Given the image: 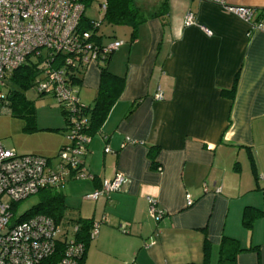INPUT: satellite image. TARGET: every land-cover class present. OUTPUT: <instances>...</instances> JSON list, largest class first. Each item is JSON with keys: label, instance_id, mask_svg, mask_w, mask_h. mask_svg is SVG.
<instances>
[{"label": "crops", "instance_id": "crops-1", "mask_svg": "<svg viewBox=\"0 0 264 264\" xmlns=\"http://www.w3.org/2000/svg\"><path fill=\"white\" fill-rule=\"evenodd\" d=\"M224 2L253 9L256 18L264 12V0ZM134 3L147 19L134 40L129 28L114 27L125 37L112 40L123 45L108 70L124 86L90 136L84 167L91 178L60 190L69 219L106 220L81 264H204L206 240L207 262L216 264L222 236L246 249L236 264H264V215L249 230L242 225L246 207L264 211V33L202 0ZM188 15L195 25H185ZM99 78L90 65L74 85L83 106L92 107ZM35 127L33 135L44 131L52 142L6 149L54 159L66 143L63 116ZM150 148L157 149L155 170ZM116 174L127 179L121 192L84 199ZM148 198L164 212L161 221L150 218Z\"/></svg>", "mask_w": 264, "mask_h": 264}, {"label": "built area", "instance_id": "built-area-1", "mask_svg": "<svg viewBox=\"0 0 264 264\" xmlns=\"http://www.w3.org/2000/svg\"><path fill=\"white\" fill-rule=\"evenodd\" d=\"M202 1L219 5L237 16L249 26L250 32L264 33V20L256 18L253 9L226 6L224 0ZM83 14L84 6L79 0H0V115H7L10 110L9 76L30 60L38 62L42 78L32 87L37 95L50 96L61 108L66 140L54 159L20 155L0 142V264H41L54 254L59 244L63 250L56 264H80L85 253L84 244L76 241L79 224L70 222L64 227L40 215L14 223L21 214L12 210L13 204L26 201L41 190L59 191L68 181L91 178L84 167L91 141L85 133L88 120L70 79L78 69L84 72L90 65L99 68L106 56L122 47L123 42L101 44L96 36L100 27L97 22L95 30H80ZM185 25H195L192 15L186 17ZM155 99L162 97L157 94ZM126 183L125 176L116 174L103 180L100 188L84 199L108 198L121 192ZM215 193L220 190L215 189ZM148 203L150 218L161 221L164 212L154 200L148 198ZM192 204V200L186 201V207ZM105 222L104 218L92 222L89 241L97 237ZM119 229L124 231V226Z\"/></svg>", "mask_w": 264, "mask_h": 264}, {"label": "trees", "instance_id": "trees-1", "mask_svg": "<svg viewBox=\"0 0 264 264\" xmlns=\"http://www.w3.org/2000/svg\"><path fill=\"white\" fill-rule=\"evenodd\" d=\"M95 0H79V2L85 7L89 6ZM102 5V21L111 27H127L130 29V40H134L138 27L146 21L145 15L136 7L134 0H100ZM259 18H264V12L257 15ZM94 22L84 18V14L80 20V30L91 31L95 30ZM99 39V38H98ZM113 54V53H112ZM107 55L104 64L99 66L100 78L99 86L97 90L96 98L92 107H84V115L88 120V127L85 130L87 135L92 136L97 132L103 122L105 121L110 109L118 100L123 86L124 78L116 77L112 75L108 70V63L111 55ZM85 72V71H84ZM82 70H77L75 74L71 75V84H79L84 75ZM40 67L38 62L30 60L29 63L23 64L17 70L12 72L8 78V86H10L7 97L10 102V110L7 115L12 117H18L25 120L26 125L24 130L28 132L37 131L35 127V115L33 108L24 96L25 90L31 88L34 83L41 79ZM38 97H44V95H38ZM47 97V96H46ZM50 97V96H48ZM61 115L63 112L59 107ZM64 119V118H63ZM65 130V123H64ZM53 132H59V130H52ZM60 150V149H59ZM88 154V152H87ZM86 154V156H87ZM157 149L150 148L148 152V158L150 160V166L153 170L157 169L156 164ZM85 156V157H86ZM84 157V159H85ZM49 159V158H48ZM39 196V202L36 206L32 207L28 211L22 213L14 221L19 223L25 221L34 216H44L56 224H62L64 227L68 223H76L80 225V231L76 235V241L83 243L87 248L89 244L88 233L91 228L92 221H82L69 219L66 213L65 197L62 192L54 190H41L37 194ZM17 205H12L13 212L17 211ZM264 215V211L256 210L254 208L246 207L242 213V225L245 229L249 230L253 222ZM63 250L62 245H57L54 254L48 259L44 260L41 264H56ZM246 249H242L239 242L235 239L222 236L218 246L217 263L216 264H236V258L239 254L245 252ZM210 253V245L207 240L204 242V258L205 263ZM83 260V258H82ZM81 260V262H82ZM80 262V264H81Z\"/></svg>", "mask_w": 264, "mask_h": 264}, {"label": "rangeland", "instance_id": "rangeland-1", "mask_svg": "<svg viewBox=\"0 0 264 264\" xmlns=\"http://www.w3.org/2000/svg\"><path fill=\"white\" fill-rule=\"evenodd\" d=\"M99 5H101V1L95 0L89 6L85 7L84 10V18L100 23V27L96 31V36L98 38L101 37L102 39H106L107 41L124 39L125 36H122V29L111 27L102 21L103 12L101 11V8H99ZM24 96L33 108L35 121L39 127L55 125L57 117L62 118L59 106L53 98L48 96L38 97L36 90L33 87L25 90ZM25 125L26 122L22 118L12 117L10 115H0L1 144L5 148H14V145L17 146V144L20 145L22 143L32 146L33 144L47 145L52 142L53 137H47L48 134L44 133V131L33 135V133L38 132V130L35 132H28L24 130ZM25 153L28 152L17 150V154ZM39 200V196L34 195L26 201L19 203V205H17L18 213L22 214L28 211L36 206ZM65 215H69V210H66Z\"/></svg>", "mask_w": 264, "mask_h": 264}]
</instances>
